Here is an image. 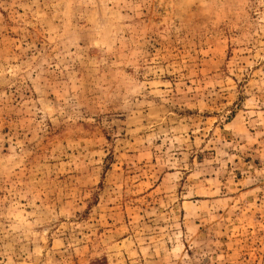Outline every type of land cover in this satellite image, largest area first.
Masks as SVG:
<instances>
[{
	"label": "rangeland",
	"instance_id": "1",
	"mask_svg": "<svg viewBox=\"0 0 264 264\" xmlns=\"http://www.w3.org/2000/svg\"><path fill=\"white\" fill-rule=\"evenodd\" d=\"M264 264V0H0V264Z\"/></svg>",
	"mask_w": 264,
	"mask_h": 264
},
{
	"label": "trees",
	"instance_id": "2",
	"mask_svg": "<svg viewBox=\"0 0 264 264\" xmlns=\"http://www.w3.org/2000/svg\"><path fill=\"white\" fill-rule=\"evenodd\" d=\"M93 264H106V263H105V261H103V260H99V259H97V260H95V261L93 262Z\"/></svg>",
	"mask_w": 264,
	"mask_h": 264
}]
</instances>
